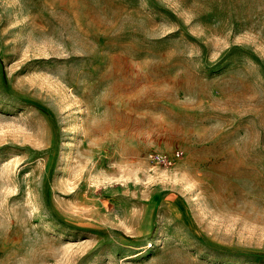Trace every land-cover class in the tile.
Listing matches in <instances>:
<instances>
[{
  "label": "rangeland",
  "instance_id": "1",
  "mask_svg": "<svg viewBox=\"0 0 264 264\" xmlns=\"http://www.w3.org/2000/svg\"><path fill=\"white\" fill-rule=\"evenodd\" d=\"M0 264H264V0H0Z\"/></svg>",
  "mask_w": 264,
  "mask_h": 264
}]
</instances>
